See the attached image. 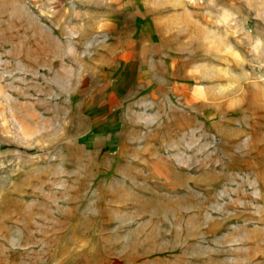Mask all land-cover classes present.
Returning <instances> with one entry per match:
<instances>
[{"label": "rangeland", "instance_id": "1", "mask_svg": "<svg viewBox=\"0 0 264 264\" xmlns=\"http://www.w3.org/2000/svg\"><path fill=\"white\" fill-rule=\"evenodd\" d=\"M154 1L0 0V264H264V0H183L135 85Z\"/></svg>", "mask_w": 264, "mask_h": 264}, {"label": "crops", "instance_id": "2", "mask_svg": "<svg viewBox=\"0 0 264 264\" xmlns=\"http://www.w3.org/2000/svg\"><path fill=\"white\" fill-rule=\"evenodd\" d=\"M147 0H141L143 3L142 6L144 5L145 7L147 6L146 3ZM169 1V2H168ZM182 1V2H181ZM183 0H155L154 1V12L155 14L150 13V11L139 12L140 16L142 18L148 19V28H142L143 30L147 29L149 32H151L150 35L152 37L148 41H141L140 48H134L132 47L131 49L133 50V57L131 60H127L130 62H125V51L121 54H119L116 58V63L118 65V69H120L121 72L125 70L127 67L128 72L130 73L132 77V82L135 85H139L141 83H144L146 81H150V86H153L151 84L154 83V76L152 75V70H150L146 65L148 62H146V57L147 55H151V59L157 61L161 60L162 64L169 63L170 59L173 60L174 57H168L169 54H166V48L168 49L169 46L164 42V35L167 31H170L174 34L178 33L181 31V27L184 26L182 21H180V17L187 16L188 14V9L183 5ZM171 3V4H170ZM153 4H150V7H152ZM168 7H172L171 10ZM187 7V6H186ZM143 8V7H142ZM164 10H168L165 15L167 18L160 17L161 12ZM170 12V13H169ZM164 14V12H163ZM138 16V17H140ZM166 26H171V28H166ZM147 27V26H145ZM177 40V39H175ZM143 42V43H142ZM172 47L175 49H180V44L177 41H174L172 44ZM152 64V62H150ZM171 69L176 70V65L174 66V63H171L170 65ZM150 77V80L148 79ZM188 76L185 74V76H176L170 72L166 74L164 79L166 81H169L171 83H174L177 87L185 85ZM186 89V88H185ZM184 89V90H185ZM104 106V112L106 117L104 120L108 124V129H112L115 125L112 121L111 116L113 114H119L120 107L116 105L117 108H113L110 105ZM111 120L109 121V119ZM117 122V121H116Z\"/></svg>", "mask_w": 264, "mask_h": 264}]
</instances>
